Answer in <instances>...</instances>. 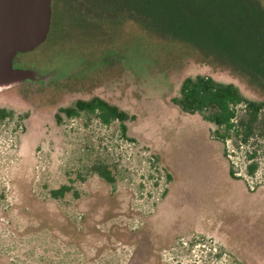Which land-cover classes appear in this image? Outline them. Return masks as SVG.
Masks as SVG:
<instances>
[{
    "label": "rangeland",
    "instance_id": "rangeland-1",
    "mask_svg": "<svg viewBox=\"0 0 264 264\" xmlns=\"http://www.w3.org/2000/svg\"><path fill=\"white\" fill-rule=\"evenodd\" d=\"M12 66L47 78L0 91V264H264V112L239 144L171 103L198 75L264 103V0H51ZM92 97L134 117L124 137L56 123Z\"/></svg>",
    "mask_w": 264,
    "mask_h": 264
},
{
    "label": "trees",
    "instance_id": "trees-1",
    "mask_svg": "<svg viewBox=\"0 0 264 264\" xmlns=\"http://www.w3.org/2000/svg\"><path fill=\"white\" fill-rule=\"evenodd\" d=\"M171 103L181 112L198 114L204 121L221 129L215 133L220 140L226 141L232 135L239 144L247 143L254 135L255 126L260 121L261 113L264 112V103L245 99L233 84H221L210 77L200 75L183 79L178 89V96L172 98ZM83 113L94 115L103 126L118 122L119 132L123 137L127 131L125 122L134 118L99 97L76 100L72 105L58 109L54 118L56 123H60L62 116L74 119ZM11 114L10 111L0 108V122L9 118ZM248 157L249 161H252L254 155ZM256 169L255 162L246 166L249 176H253ZM93 171L106 183H113L114 177L106 167L96 166L93 167ZM229 175L234 176L231 169ZM167 178L169 179V176ZM69 191L70 188L64 185L51 191L50 195L58 199Z\"/></svg>",
    "mask_w": 264,
    "mask_h": 264
},
{
    "label": "water",
    "instance_id": "water-1",
    "mask_svg": "<svg viewBox=\"0 0 264 264\" xmlns=\"http://www.w3.org/2000/svg\"><path fill=\"white\" fill-rule=\"evenodd\" d=\"M51 0H0V91L47 76L12 66L17 54L33 51L47 38Z\"/></svg>",
    "mask_w": 264,
    "mask_h": 264
},
{
    "label": "flooded vegetation",
    "instance_id": "flooded-vegetation-1",
    "mask_svg": "<svg viewBox=\"0 0 264 264\" xmlns=\"http://www.w3.org/2000/svg\"><path fill=\"white\" fill-rule=\"evenodd\" d=\"M51 20V19H50Z\"/></svg>",
    "mask_w": 264,
    "mask_h": 264
}]
</instances>
